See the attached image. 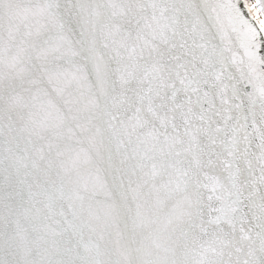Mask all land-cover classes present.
Listing matches in <instances>:
<instances>
[{"label": "snow or ice", "instance_id": "obj_1", "mask_svg": "<svg viewBox=\"0 0 264 264\" xmlns=\"http://www.w3.org/2000/svg\"><path fill=\"white\" fill-rule=\"evenodd\" d=\"M0 264H264V0H0Z\"/></svg>", "mask_w": 264, "mask_h": 264}]
</instances>
